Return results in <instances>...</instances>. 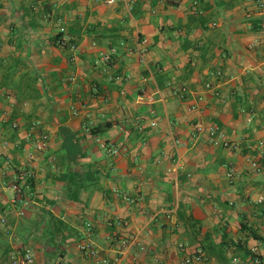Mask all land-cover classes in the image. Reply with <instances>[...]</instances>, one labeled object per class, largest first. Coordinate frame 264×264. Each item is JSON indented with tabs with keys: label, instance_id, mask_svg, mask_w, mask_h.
Here are the masks:
<instances>
[{
	"label": "crops",
	"instance_id": "crops-1",
	"mask_svg": "<svg viewBox=\"0 0 264 264\" xmlns=\"http://www.w3.org/2000/svg\"><path fill=\"white\" fill-rule=\"evenodd\" d=\"M263 141L260 0H0V264L264 261Z\"/></svg>",
	"mask_w": 264,
	"mask_h": 264
},
{
	"label": "built area",
	"instance_id": "built-area-1",
	"mask_svg": "<svg viewBox=\"0 0 264 264\" xmlns=\"http://www.w3.org/2000/svg\"><path fill=\"white\" fill-rule=\"evenodd\" d=\"M103 2H105L108 5H113L116 3V0H101ZM260 7L262 9H264V1L260 0ZM64 31V29H62V32ZM106 58V57H105ZM208 89H210L212 87L211 84H207L206 86ZM200 101L203 100V98L199 99ZM197 109V105H193L192 110ZM38 123L34 124L33 127L31 128V134H33L34 132L37 133L38 131ZM153 127L157 126V123L154 121L151 124ZM17 125H14V127H16ZM197 131L198 132H203L204 131V127L202 125L197 127ZM209 136H210V140L214 145H222L225 148H231V149H237V145L232 143L231 141L227 140L225 138V133L222 130L221 126L217 123H213L210 128H209ZM48 135L45 133H42L40 131H38L36 137H35V146L36 149L39 151H43L48 143ZM260 147L264 148V141L260 143ZM120 152V150L118 148H115L111 151V153L113 155H118ZM251 166L254 170H259V163L257 161L254 160H250ZM235 175V172L233 170H231V172L229 173V177L230 179H233ZM29 177H31L30 173L28 171H22L21 173L16 175V179L12 185L13 190L15 191V193L17 195H19L21 193V183L25 182L26 180L29 179ZM128 201H132L131 198H127ZM264 202V197L263 196H259L256 200L257 204H262ZM4 222V220H3ZM123 246L125 248H128L130 246L129 242H123ZM181 249H184V245L181 244L180 245ZM80 251L88 254L89 256L96 258L98 256V251L96 250V248L94 247L93 244L91 243H82L79 246ZM12 264H32L33 263V255L30 251H26L25 253H20L17 254L15 256H12L11 258ZM203 255L201 252H197L196 254L192 255V256H188L184 262L182 264H203ZM104 263L108 264L107 260H103ZM234 263L238 264L241 262V260L239 258H234L233 260ZM118 264H121L118 263ZM249 264H264L261 254H260V250L258 247L252 248L250 250V261Z\"/></svg>",
	"mask_w": 264,
	"mask_h": 264
},
{
	"label": "trees",
	"instance_id": "trees-1",
	"mask_svg": "<svg viewBox=\"0 0 264 264\" xmlns=\"http://www.w3.org/2000/svg\"><path fill=\"white\" fill-rule=\"evenodd\" d=\"M93 133L94 134H98L99 132L98 131H96V130H93ZM250 255V254H249ZM263 260V259H262ZM264 262V261H263Z\"/></svg>",
	"mask_w": 264,
	"mask_h": 264
}]
</instances>
